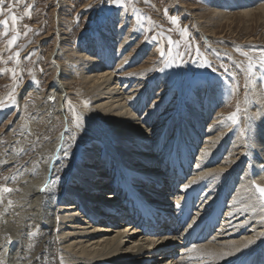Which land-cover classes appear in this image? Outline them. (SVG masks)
<instances>
[{"label": "bare ground", "instance_id": "6f19581e", "mask_svg": "<svg viewBox=\"0 0 264 264\" xmlns=\"http://www.w3.org/2000/svg\"><path fill=\"white\" fill-rule=\"evenodd\" d=\"M226 5L239 8L241 13L239 16L246 18V21L241 18L242 23H245L243 30L245 36L249 30L245 28L246 26L248 27L249 24L256 26V28L258 26L252 20L253 15L261 14L257 21H260L261 18L264 19V0H231ZM257 5L258 7L254 11ZM216 16V22L219 24L225 18L220 15ZM102 38L104 47L99 46L97 56L105 62L101 63L98 60L94 62L95 60L91 59L86 52L83 53L85 51L83 50L81 51L82 62L76 64L83 66L86 70L84 79L82 77L86 93L91 94L93 90H95V94L97 92L95 108L108 121L106 124L107 128L110 129L108 132L111 135L112 147L103 149L91 145L92 148L86 156L80 158L77 155L78 150L76 152L74 147V141H71L68 137L69 133L64 131L59 133L56 139H50V142L42 145L41 148L39 147L34 158L30 159V162L19 170H15L14 166L18 162L20 152L22 153L25 148L21 140H17L13 151H10L8 145L0 153V169L15 168L10 175L8 174V178L15 176V179H7L4 183L14 191L1 194L3 202H0V260L3 261V264H61V261L63 264H139L142 259L148 257L142 256L144 252L158 247L154 242H157V238L164 237L166 231L150 236L153 239H143L139 236V230L142 234L146 229V223L143 220L138 225L129 223L124 226L119 225L116 229L120 230H117L113 236H104L101 233L109 232V230H104L101 228L102 226L93 225V221L102 216V210H114L119 206L117 203L119 201L113 200L119 199L121 193L118 190L117 194H107L106 191L110 190L109 185L112 183L120 184L125 181V184H122V189L126 190L134 205L137 204L136 202L144 201L141 196L146 197L151 203L159 205L162 210L168 213L172 211L177 221H180L183 212L190 206L192 215L185 227L187 231L196 229V224L201 223H204L202 226L204 232L208 231L210 218L216 213H221L220 206L216 203L199 202L198 186L203 189V193L208 195V200L213 202L217 201V194L220 191V197L226 195L227 203V187L235 189L234 195L225 204L227 209H224L222 226L216 234H220V236L210 240L207 238L205 239L206 242L198 246L183 245L179 253H174L178 258L175 259L172 256L171 260L168 259L166 263L160 261L161 263L244 264L248 262L249 264H264V249L260 248V245L264 248V199L259 196L253 186L254 182L264 187V93L258 92L257 89L251 90L257 94L253 97L257 102V107H259L256 116L254 115L255 119L254 116L251 118L245 113L247 109L244 111L243 123L251 125V120L254 119V123L257 124L253 139L245 142L243 137L239 136L241 134L239 125L235 127L236 129L233 130L231 136L224 141L223 139L219 140L218 136L208 130L211 135L209 136L210 141H204L203 145L198 147L196 160L191 163V172L185 176L193 153L184 148H187L191 141L193 143L192 150L195 153L196 131L200 122L204 121L203 119L207 114L209 116L213 101H209V107L205 109V112H202L196 101L192 103L193 105L189 107L185 116L179 120L182 122L180 126L184 127L185 130L179 129L180 126L176 124L175 129L169 126L166 130L161 128L160 132L154 133L155 131L147 129V125L141 123V118L135 119L136 109L132 110L131 104L129 101L127 102L131 97H127L125 91L119 89L118 79L107 67L111 62V56H113L109 45L110 38L105 35H102ZM255 41L256 38L250 37L243 43L251 44ZM88 47L89 50L92 49L91 44ZM55 66L58 73L49 84L47 95L42 100L41 106L39 105L41 112L49 109L48 111L53 118L62 112L60 110L65 107V97L70 95L66 94L67 86L65 87V83L62 81L58 63ZM65 77L68 76L65 75ZM261 79L264 77L262 76ZM233 86L236 87V85ZM29 87L31 88V85ZM247 88L249 90V85ZM50 97H53L54 100H50ZM78 97L81 99L85 96L82 97V94L78 93ZM56 99L57 103L52 105ZM141 103H139V111L142 108ZM82 111L89 114V110ZM155 122L153 123L155 124ZM190 122L195 130L191 128ZM214 123L212 124L214 125ZM172 126L174 127V125ZM30 129L29 123L22 128L24 132ZM214 131L216 130L214 129ZM171 132L178 138L172 139L173 137H171L164 144L163 150L158 148L159 153L146 154L144 151L146 148L151 147L156 142L159 144L161 137L167 136ZM233 135H237L235 140ZM180 136H182L181 139H179ZM9 142L11 143V141ZM203 146L206 147L203 148ZM225 148H227L226 152H224ZM65 151L67 155H65ZM221 152L225 154L224 160L213 167ZM155 158L160 159L158 164L153 162ZM147 160L151 166H143V164L146 165L145 161ZM172 166L181 176V179H185V182H183L184 180L180 183L167 180L168 174L165 170L169 172ZM126 167L130 170H127ZM72 169L76 171L73 172ZM107 169H109L112 182H108V178L103 173V170ZM241 170L242 174L240 173ZM134 173L144 175L137 176ZM251 173L254 175L253 177L250 176ZM160 178L162 183L157 182ZM192 181H196V183H192ZM186 184L189 185L187 189L184 187ZM177 200H180V207L176 206ZM124 212L125 209H122V213ZM136 212L137 215L141 212L140 206ZM81 216L84 217L83 220ZM168 219L160 216L158 223L164 221L168 223L169 227H172L173 224L169 223ZM83 223L85 224L84 227ZM188 225L191 227L189 228ZM86 230H92V232ZM239 232H242L241 235L236 236ZM71 239L74 241L73 243H70ZM249 240L252 241L251 244L248 243ZM246 245L247 247H245ZM225 253L231 254L225 256ZM170 254L172 255V252ZM166 255L168 254H161L159 259L165 260ZM131 259L133 261L130 262Z\"/></svg>", "mask_w": 264, "mask_h": 264}, {"label": "rangeland", "instance_id": "374dc122", "mask_svg": "<svg viewBox=\"0 0 264 264\" xmlns=\"http://www.w3.org/2000/svg\"><path fill=\"white\" fill-rule=\"evenodd\" d=\"M228 1L231 0H130L125 5L126 11H124L110 4L102 3V0H20V2L4 0L0 20L9 21V32L4 35L3 27H0V70H7L0 74V101H2L0 103V153L8 145L10 151H13L17 140H21L25 148L19 154L18 162L14 166L16 169L11 167L4 170L0 169V185L7 186L4 183L5 178L9 177L8 174L10 175L14 169L19 170L27 165L29 160H32L36 155V151H39V147H43L53 138L56 139L59 133L61 134L66 129L69 133L68 137L74 141V147L76 152L78 150L77 155L80 158L86 156L92 148L91 145L103 149L112 147L111 135L108 132L110 129L107 128L106 124L108 121L95 108L97 92L95 94V90H93V95L86 93L83 80L86 70L83 66L76 64L82 62L81 51L83 50H85L83 53L86 52L91 59L95 60L94 62L97 60L101 63L105 62L97 56L99 46L104 47L102 35L110 38L109 45L113 55L107 67L118 79L119 89H123L126 96L131 97L127 102L129 101L131 104L132 110L138 109L134 113L135 119L141 118V123L147 125V129L155 131L154 133L160 132L161 128L166 130L169 126L175 129L176 124L177 126L181 125L182 122L179 120L185 116L194 101L198 103L202 112H205L209 103L213 101L209 116L207 114L208 118L207 116L202 118L204 121L200 122L196 131L195 153L192 150L193 143L191 141L188 143V147L184 148L193 153L185 176L191 172V163L196 160L198 147H201L204 141H210L209 136L211 135L208 130L218 136L219 140L223 139L224 141L231 136L233 130L236 129L235 127L239 125L241 127L239 136L243 137L245 142L251 141L257 128L254 119L259 110L254 98L257 94L253 93L252 89L264 93V79H261L262 76L264 77V67L260 66L262 50H264V19L261 18L260 21H257L261 14L253 15L252 20L258 26L257 28L252 24L246 26L245 28L249 30L245 36L243 31L245 23H242L241 18L245 21L246 18L239 16L241 15L239 8L227 6ZM9 6H11V11ZM30 6H32V11L29 17L26 13ZM257 7L258 5L254 11ZM12 15L20 18L15 28L10 20ZM216 15L225 17L220 24L216 22ZM173 17L177 18L178 24L171 23ZM17 29L20 33L19 40L16 45L9 48L8 41L13 35H17ZM27 29H31V31ZM25 32L27 35L23 34ZM152 37H156V39L153 40ZM169 37L178 43V49L168 44ZM250 37L256 38L255 42L257 43H243ZM90 44L93 52L89 50L88 45ZM189 47V54L185 55ZM197 47L200 56L195 54ZM161 49L165 51L163 59L160 57ZM17 51L20 52L19 64L14 59H9ZM176 51H179L183 57V63L177 57L175 64L165 68L164 63L169 59V52L175 56ZM242 53H247L248 56H244ZM50 55L51 57H49ZM248 57H252V59L249 60ZM190 60H199V64L191 63ZM205 60L210 62V67L200 66ZM56 63L59 65L62 81L65 83V87L67 86L66 94L70 95L65 97V107L61 108V113L59 112L62 115L58 113L53 118L48 111L49 109L41 112L39 107L47 95L49 84L58 73ZM249 63L253 64L251 72L248 71ZM13 69L16 73L15 78H13L11 71ZM161 69L163 70L161 71ZM78 93L85 97L80 99ZM9 94L14 98V103L8 98ZM55 101L52 105L57 103V99ZM84 102H87V106ZM139 103H141V111H139ZM37 106L38 109H36ZM80 108L89 110V114ZM237 108H239L237 122L233 123L227 117L237 112ZM244 111L251 118L255 115L254 119L251 120L250 130L249 125L243 123ZM76 117H79V127L76 126ZM28 123L31 129L24 132L22 128ZM212 123L216 124L217 127ZM181 128L185 130L184 127L180 126L179 129ZM191 128L195 130L192 123ZM171 137H173L172 139L178 138L174 136L173 132L167 136L163 135L159 144L156 142L144 151L148 155L159 153L158 148L163 150L164 144ZM232 137L235 140L237 135ZM78 141L80 142L78 143ZM205 147L203 146V148ZM226 151L227 148L224 152ZM224 152L220 153L213 167L224 160ZM163 160L166 161V159ZM159 161V158H155L153 162L158 164ZM148 163V160L145 161L146 165L143 164V166H151ZM126 169L130 170L128 167ZM108 170H103V173L110 182L112 178ZM72 171L75 172L76 170L72 169ZM165 172L168 173L167 170ZM240 173L242 174V170ZM134 174L137 176L144 175L141 173ZM250 176L253 177L254 175L251 173ZM183 180L184 178H182ZM113 184L109 185L110 190L106 191L107 194L118 193L119 183ZM227 188L228 203L231 196L234 195L235 189ZM198 190L199 202L216 203L223 212L224 209H227V205H225L227 204L226 195L220 197V191L217 194V201L213 202L208 200V195L203 193L200 186H198ZM81 218L83 220L84 217L81 216ZM93 225L102 226L101 222ZM116 228L110 229L114 230L113 233H107L104 236H113L117 230H120ZM86 231L92 232V230ZM241 233L239 232L236 236L241 235ZM218 236L220 234L214 238ZM149 239L153 238L149 237ZM73 242L71 239L70 243ZM260 248L264 249L262 245ZM160 261H166V259H160Z\"/></svg>", "mask_w": 264, "mask_h": 264}, {"label": "snow or ice", "instance_id": "6c2138e0", "mask_svg": "<svg viewBox=\"0 0 264 264\" xmlns=\"http://www.w3.org/2000/svg\"><path fill=\"white\" fill-rule=\"evenodd\" d=\"M15 2H20V0H15ZM129 2H130V0H102V3L110 4L113 7L118 8V9H121V10H124V11H126L125 5L127 3H129ZM3 4H4V0H0V14H2V12H3V8H2ZM9 10L10 11L12 10L11 9V6H9ZM31 11H32V6L29 7L26 15H29V17H30ZM133 11L135 12V9ZM19 19L20 18L16 17L15 15L10 16V20H11L12 25H13L14 28L17 25ZM138 22H139V17H138ZM8 23H9L8 20H0V27H3V30H4L3 31V34L4 35H7L8 32H9ZM171 23L172 24H178L177 18L173 17L171 19ZM27 30L28 31H31V29H27ZM23 34L24 35H27V32H25ZM19 37H20V33H19L18 29H17V35H13L11 37V39L8 41V47L11 48L12 46L16 45L17 42H18V40H19ZM152 39L155 40L156 37H152ZM168 44L170 46L176 47L177 49L179 47L178 43L176 41H173L170 37L168 38ZM189 51H190V47H189V50H186L185 55H188L189 54ZM195 54L197 56H200V52H199V48L198 47L195 50ZM242 55L248 56L247 53H242ZM160 57H161V59H163L165 57V51L163 49L160 50ZM177 57H179L180 60H181V63H183V57L181 56V54H180L179 51H176L175 56H172L171 53L169 52V59L167 61H165L164 67L167 68V67H170L173 64H175ZM27 58H30V57H27ZM248 58H249V60L252 59V57H248ZM9 59L10 60H13L14 59L16 61V63L19 64L20 63V52L17 51L14 54V56L9 57ZM189 62L199 64V60H196V61H191L190 60ZM200 66L201 67H210L211 65H210V62H208L207 60H205L203 64H200ZM260 66L261 67H264V50H262V56H261ZM252 69H253V64L252 63H249L248 64V71L251 72ZM162 70L163 69H161V71ZM4 71H7V70H0V74H3ZM11 71H12V74H13V78H15V76H16L15 70L13 69ZM8 98L11 99L13 103L15 102V100L11 96V94H9V97ZM49 99L50 100H54L53 97H50ZM0 103H2V101H0ZM85 106H87V102H85ZM238 113H239V108H237V112L236 113H233L232 115H230L229 117H227V119L230 120V121H233V122H237ZM75 119H76V126L79 127V117H76ZM250 128H251V125H249V130H250ZM66 131H67V129H66ZM65 155H67V152L66 151H65ZM5 179L6 180L7 179L14 180L15 179V176L10 177V178H5ZM192 183H196V181H192ZM253 186L256 189V191L258 192L259 196L262 199H264V187H261L260 185H257L254 182H253ZM184 187H185V189H187L189 187V185L186 184V185H184ZM13 191H14V189H12V188H9V187L4 186V185H0V194L11 193ZM0 202H3V196L2 195H0ZM9 204H11V201H9ZM176 206L177 207H180L181 206L180 200H177L176 201ZM188 227L190 228L191 225H188ZM30 234L31 235H36L35 233H30ZM248 243L251 244L252 241L249 240ZM245 247H247V245ZM230 254L231 253H225L224 255L226 256V255H230ZM37 259H39V257H37ZM0 264H3V261L2 260H0ZM61 264H63V261H61Z\"/></svg>", "mask_w": 264, "mask_h": 264}]
</instances>
